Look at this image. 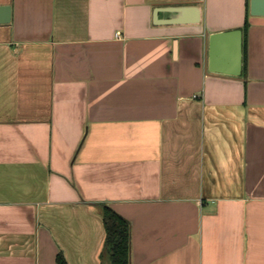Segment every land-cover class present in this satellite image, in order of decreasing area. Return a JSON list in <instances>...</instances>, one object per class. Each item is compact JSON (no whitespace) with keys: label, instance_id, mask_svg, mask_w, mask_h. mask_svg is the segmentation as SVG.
Masks as SVG:
<instances>
[{"label":"crops","instance_id":"crops-1","mask_svg":"<svg viewBox=\"0 0 264 264\" xmlns=\"http://www.w3.org/2000/svg\"><path fill=\"white\" fill-rule=\"evenodd\" d=\"M248 2L0 0V264H108L101 205L129 224V264H264ZM189 4L198 24L153 23ZM245 19L241 75L208 73L207 36Z\"/></svg>","mask_w":264,"mask_h":264},{"label":"water","instance_id":"water-1","mask_svg":"<svg viewBox=\"0 0 264 264\" xmlns=\"http://www.w3.org/2000/svg\"><path fill=\"white\" fill-rule=\"evenodd\" d=\"M160 14H164L165 19L160 20ZM248 14L251 17H264V0H249ZM0 15V23H7L9 7H1ZM199 22L200 10L195 4L160 7L153 12V23L156 25H195ZM206 70L210 74L234 78L241 75V30L215 32L207 36Z\"/></svg>","mask_w":264,"mask_h":264},{"label":"trees","instance_id":"trees-1","mask_svg":"<svg viewBox=\"0 0 264 264\" xmlns=\"http://www.w3.org/2000/svg\"><path fill=\"white\" fill-rule=\"evenodd\" d=\"M246 6V16L248 14ZM248 27L247 19L242 26L245 36ZM99 214L104 226V240L100 257L107 259L108 264H129V224L121 216L105 205L99 207ZM56 264H66L64 257L58 253Z\"/></svg>","mask_w":264,"mask_h":264}]
</instances>
